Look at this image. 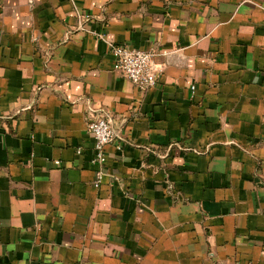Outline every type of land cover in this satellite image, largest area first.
<instances>
[{"label": "crops", "instance_id": "0c3cea01", "mask_svg": "<svg viewBox=\"0 0 264 264\" xmlns=\"http://www.w3.org/2000/svg\"><path fill=\"white\" fill-rule=\"evenodd\" d=\"M0 264H264V0H0Z\"/></svg>", "mask_w": 264, "mask_h": 264}, {"label": "built area", "instance_id": "2783aa9c", "mask_svg": "<svg viewBox=\"0 0 264 264\" xmlns=\"http://www.w3.org/2000/svg\"><path fill=\"white\" fill-rule=\"evenodd\" d=\"M76 17L78 19L76 28L87 31L85 24L92 20V14L88 11L78 10L76 11ZM92 34L108 45L116 59L115 68L135 87L140 90H147L158 84L162 69L155 61V50L129 48L124 45L113 43L106 39L104 30H93ZM86 130L92 134L94 139L93 156L90 159V163L94 167L95 173L93 185L98 187L104 175V147L107 144H116L115 146L119 148L120 140H118L112 119L106 114L87 122ZM77 151L79 152L80 150ZM54 163L58 164L59 160H55Z\"/></svg>", "mask_w": 264, "mask_h": 264}]
</instances>
